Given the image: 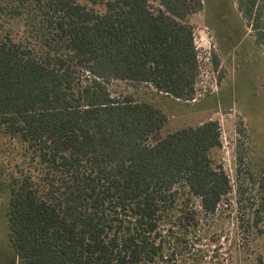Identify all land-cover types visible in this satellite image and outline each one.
Here are the masks:
<instances>
[{"label":"trees","instance_id":"trees-1","mask_svg":"<svg viewBox=\"0 0 264 264\" xmlns=\"http://www.w3.org/2000/svg\"><path fill=\"white\" fill-rule=\"evenodd\" d=\"M202 7V0H0V133L21 144L28 164L6 195L18 264H176L196 232L216 237L207 219L232 188L209 154L221 144L218 120L149 143L165 112L109 89L123 81L195 99L190 18ZM238 8L264 47L261 4L238 0ZM255 212L264 214V166Z\"/></svg>","mask_w":264,"mask_h":264},{"label":"rangeland","instance_id":"rangeland-1","mask_svg":"<svg viewBox=\"0 0 264 264\" xmlns=\"http://www.w3.org/2000/svg\"><path fill=\"white\" fill-rule=\"evenodd\" d=\"M202 1V9L190 18L199 64L195 99L177 101L149 85L123 81L111 82L109 89L114 96L129 94L165 112L166 123L149 136V143L182 126L218 120L221 144L209 154L226 172L231 192L217 214L207 217L213 230L218 227L216 237L196 232L198 240L187 255L176 256V264L188 258L200 264H258V257L264 258V214L255 212L264 166V47L238 0ZM258 1L264 11V0ZM263 18L262 13L259 23ZM27 167L21 144L0 133V264L13 259L6 217L9 180ZM254 215L257 225H252Z\"/></svg>","mask_w":264,"mask_h":264},{"label":"crops","instance_id":"crops-1","mask_svg":"<svg viewBox=\"0 0 264 264\" xmlns=\"http://www.w3.org/2000/svg\"><path fill=\"white\" fill-rule=\"evenodd\" d=\"M9 264H18V261H17V259L15 257L14 252H13V259H12V261Z\"/></svg>","mask_w":264,"mask_h":264}]
</instances>
